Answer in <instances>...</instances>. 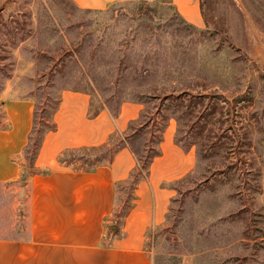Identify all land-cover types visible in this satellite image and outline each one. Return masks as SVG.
<instances>
[{"label":"rangeland","instance_id":"obj_1","mask_svg":"<svg viewBox=\"0 0 264 264\" xmlns=\"http://www.w3.org/2000/svg\"><path fill=\"white\" fill-rule=\"evenodd\" d=\"M203 10L199 28L171 0H0V128L5 96L33 98L47 120L64 89L113 112L136 100L153 113L154 95L174 93L158 120L174 113L200 158L150 230L152 264H264V0H203ZM26 182L0 183V237L28 235ZM135 197L133 180L117 187L120 225Z\"/></svg>","mask_w":264,"mask_h":264},{"label":"crops","instance_id":"obj_2","mask_svg":"<svg viewBox=\"0 0 264 264\" xmlns=\"http://www.w3.org/2000/svg\"><path fill=\"white\" fill-rule=\"evenodd\" d=\"M84 9H105L121 1L72 0ZM179 16L205 26L200 0H171ZM8 93V92H5ZM54 113L56 129L45 135L36 166L47 173L31 175L25 187L26 237H0V264H152L146 249V233L163 224L181 182L194 173L198 155L175 141L178 122L169 118L161 142L162 153L151 163L150 173L136 189L134 205L124 217L120 233L108 238L116 201V182L128 178L136 166L129 146H121L108 165L91 171L60 164L65 150L98 146L112 135L128 133L131 121L144 105L124 101L117 113L101 107L94 115L89 93L64 89ZM2 109L6 125L0 128V183L18 181L23 172V149L33 127L35 100L29 96H5ZM108 245H104L105 240Z\"/></svg>","mask_w":264,"mask_h":264},{"label":"trees","instance_id":"obj_3","mask_svg":"<svg viewBox=\"0 0 264 264\" xmlns=\"http://www.w3.org/2000/svg\"><path fill=\"white\" fill-rule=\"evenodd\" d=\"M200 5H201L202 14L204 16L203 0H200ZM173 94L174 93H164L162 96L158 94L154 95L153 98H156L158 100V103L154 106L156 111H154L153 113H150L148 111L146 102L132 100L142 103L144 105V111L141 113L139 118L130 122L128 133H126L123 137H120L119 140L114 142L112 141V139L116 137L115 134L112 135L107 142L98 146H82V147L67 149L58 156V162L60 164L71 166L74 170L91 171L100 165L110 164L113 160L114 154L121 146L124 145L129 146L136 157V166L132 169L127 179L116 182L115 189L117 191L118 186H120L126 180H130V179L134 181V186L136 189L138 183L142 179H146L149 176L152 161L157 156H160L162 153L161 142L163 140L164 131L167 127L169 118L174 117L179 123V119L177 118V116L174 115V113L168 116H166V114L163 115L161 122L158 120L159 115L162 112L172 108L171 104L169 105L166 104L165 102H167L169 98L174 96ZM178 97L179 96H177L176 98ZM59 100L60 99H58V104L56 105L53 114L47 120H44L43 118L41 119L38 118V108H37L38 104L35 102L33 127L28 138V143L24 147L22 153L24 157V165H23V172L21 178L25 181H27L28 178L33 174L48 172V170H42L36 166V158L39 154L45 135L48 132L56 129V123L54 121V113L59 106ZM97 110H93L91 108L90 115H94L97 112ZM115 113H117V111ZM175 141L182 148L184 149L189 148L181 144V141L178 138V133H176ZM197 155L198 158H200L198 151H197ZM134 199L129 209L125 212L124 217L128 214V212L131 210L132 206L134 205ZM174 199L175 198L172 199V202L174 201ZM170 209L171 206L168 210V214ZM112 216H114V220L110 228L111 229L114 228L115 230H111L109 232L108 234L109 239L115 235H118L121 229L120 221L118 219V217L121 216L118 214V211L115 209V206L112 212ZM152 228L153 227H151L147 231L146 240ZM109 243H110L109 240L104 241V245H108Z\"/></svg>","mask_w":264,"mask_h":264}]
</instances>
